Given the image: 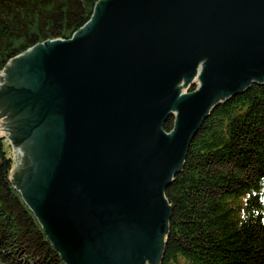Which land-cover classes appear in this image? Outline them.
<instances>
[{"label":"water","instance_id":"1","mask_svg":"<svg viewBox=\"0 0 264 264\" xmlns=\"http://www.w3.org/2000/svg\"><path fill=\"white\" fill-rule=\"evenodd\" d=\"M263 83L264 0H100L0 70L8 182L65 264H157L190 142Z\"/></svg>","mask_w":264,"mask_h":264},{"label":"trees","instance_id":"2","mask_svg":"<svg viewBox=\"0 0 264 264\" xmlns=\"http://www.w3.org/2000/svg\"><path fill=\"white\" fill-rule=\"evenodd\" d=\"M98 1L0 0V70L32 47L70 40ZM190 87L189 94L198 89ZM174 123L170 115L163 131ZM5 141L0 136V264H65L8 182ZM164 197L171 211L159 264H264V83L211 109Z\"/></svg>","mask_w":264,"mask_h":264},{"label":"rangeland","instance_id":"3","mask_svg":"<svg viewBox=\"0 0 264 264\" xmlns=\"http://www.w3.org/2000/svg\"><path fill=\"white\" fill-rule=\"evenodd\" d=\"M182 85H183V83L181 84V86H182ZM190 88H191V89H194V88L197 89V88H198V80H197V78L194 79V83H193V85H191ZM189 90H190V89H189ZM189 90L187 91V90H185V88L183 87V92H182V94H186V93L189 94V92H190ZM174 116H175V115H174ZM0 122H1V121H0ZM5 130H6V126H5V125H0V136H3V137L6 138V141H5V150H6V153H7V155H8L9 157H11V159H12V161H13V164H14V157H13L12 146L10 145L8 138L2 134ZM159 261H160V257H159V259H158L157 264H159Z\"/></svg>","mask_w":264,"mask_h":264}]
</instances>
